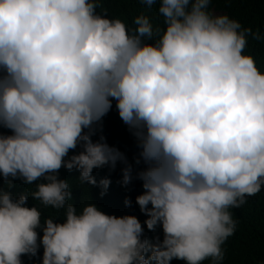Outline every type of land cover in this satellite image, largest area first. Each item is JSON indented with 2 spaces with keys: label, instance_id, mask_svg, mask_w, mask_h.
I'll return each mask as SVG.
<instances>
[{
  "label": "clouds",
  "instance_id": "9594fccd",
  "mask_svg": "<svg viewBox=\"0 0 264 264\" xmlns=\"http://www.w3.org/2000/svg\"><path fill=\"white\" fill-rule=\"evenodd\" d=\"M103 2L0 0V264H223L230 209L264 187V70L246 51L264 35L214 0H138L163 23L141 10L132 26ZM113 102L135 169L102 134ZM118 162L123 187L141 182L143 222L70 202L59 176L76 169L103 196L93 169Z\"/></svg>",
  "mask_w": 264,
  "mask_h": 264
},
{
  "label": "trees",
  "instance_id": "16d2710c",
  "mask_svg": "<svg viewBox=\"0 0 264 264\" xmlns=\"http://www.w3.org/2000/svg\"><path fill=\"white\" fill-rule=\"evenodd\" d=\"M102 9H106V14L109 17H119L128 26H132L133 18L141 10H145L150 15L154 25H162L163 23L157 11L158 6L148 10L138 0H104L101 8H98L97 11L100 12ZM211 9L239 20L243 27L250 26L253 31L258 29L264 35V0H214ZM246 51L255 57L257 65L261 70H264V41H254L249 36ZM102 123V134L106 137L107 143L124 152L135 169L134 157L137 155L138 149L127 126L119 118L115 102H113L112 110L103 118ZM100 134L98 131L93 136V140H97ZM79 150L78 147L76 151ZM121 167L122 165L118 162L115 170H111L107 165L93 169L92 174L97 181L103 177H108L111 180L109 188L103 196L100 195L101 189L99 187L89 185L87 182L81 184L78 180L80 173L76 169L68 171L61 168L59 176L68 179L72 192L70 202L77 205L94 202L106 213L135 214L143 222L145 217L135 202L136 195L143 191L141 182L134 179L129 186L123 187L119 183L122 179ZM14 184L15 187L12 191L17 194L22 191L30 193L35 187L34 184L25 185L20 180H15ZM125 198L131 199V207L125 205ZM28 203L29 205L35 203L40 208L42 218L43 216H53L56 219L63 217V209L57 210L51 206L44 207L40 205L39 201L33 202L31 197H29ZM230 211H232L233 219L237 224L234 234L228 237L222 245L224 250L223 264H264V187L254 196H248L247 202L242 207L233 208ZM145 235L151 239L155 234L149 232L145 227ZM40 253L42 255V248ZM22 260L24 264H40L39 257L23 256ZM172 264H184V262L173 260ZM203 264H210V261L206 260Z\"/></svg>",
  "mask_w": 264,
  "mask_h": 264
},
{
  "label": "rangeland",
  "instance_id": "374dc122",
  "mask_svg": "<svg viewBox=\"0 0 264 264\" xmlns=\"http://www.w3.org/2000/svg\"><path fill=\"white\" fill-rule=\"evenodd\" d=\"M212 11H214L215 13H219V11H217V10H215V9H213Z\"/></svg>",
  "mask_w": 264,
  "mask_h": 264
}]
</instances>
